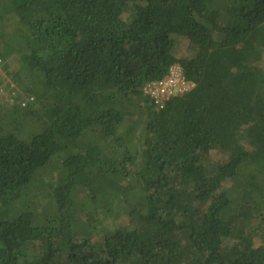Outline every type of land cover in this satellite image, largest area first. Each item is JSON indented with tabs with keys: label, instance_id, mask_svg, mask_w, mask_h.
I'll list each match as a JSON object with an SVG mask.
<instances>
[{
	"label": "trees",
	"instance_id": "16d2710c",
	"mask_svg": "<svg viewBox=\"0 0 264 264\" xmlns=\"http://www.w3.org/2000/svg\"><path fill=\"white\" fill-rule=\"evenodd\" d=\"M0 58V264H264V0H0Z\"/></svg>",
	"mask_w": 264,
	"mask_h": 264
},
{
	"label": "rangeland",
	"instance_id": "374dc122",
	"mask_svg": "<svg viewBox=\"0 0 264 264\" xmlns=\"http://www.w3.org/2000/svg\"><path fill=\"white\" fill-rule=\"evenodd\" d=\"M190 35H191L190 32H187L184 30L182 33H180L176 36L175 53L177 54V56L180 57L182 55H186V52L189 50V47H190V42L188 39V37H190ZM9 66H10V69L12 71H14L15 69H18L19 63H18V60L16 57L14 59H10V65ZM0 78L6 79L8 82H9V80L11 81L9 71L7 73V70H5L4 67H1V65H0ZM7 81H5L3 84L8 83ZM15 86L16 85L13 84V87H15ZM213 156H218V154L215 152L213 154ZM56 158L60 159V157H56ZM42 169L43 168H41V170ZM59 172H60V168H59L58 164L53 161V163L50 165V167H47V170L40 172L41 174H40L39 178L32 183V187L30 188L31 191L25 190L24 192H26L27 195H26V197H23L20 200L28 199L30 193H31L32 197L35 199L36 198L39 199L40 196L48 195V193L51 192V190L54 188V186L58 182ZM20 200H18V201H20ZM21 203H22L23 207L26 206V202H21ZM16 207L18 208L19 204H17V205L15 204L12 208H16ZM19 209H21V208L19 207ZM262 228H264V226ZM256 244L258 246L261 244L260 239H257Z\"/></svg>",
	"mask_w": 264,
	"mask_h": 264
},
{
	"label": "built area",
	"instance_id": "2783aa9c",
	"mask_svg": "<svg viewBox=\"0 0 264 264\" xmlns=\"http://www.w3.org/2000/svg\"><path fill=\"white\" fill-rule=\"evenodd\" d=\"M2 59L0 58V62ZM195 84L187 80L183 66L176 62L168 70L163 78L150 80L144 85L146 93H150L159 106L175 95H183L191 91ZM12 93L0 86V104L9 100Z\"/></svg>",
	"mask_w": 264,
	"mask_h": 264
},
{
	"label": "clouds",
	"instance_id": "9594fccd",
	"mask_svg": "<svg viewBox=\"0 0 264 264\" xmlns=\"http://www.w3.org/2000/svg\"><path fill=\"white\" fill-rule=\"evenodd\" d=\"M176 63V62H175ZM179 63V62H178ZM184 68V67H183ZM185 70V69H184Z\"/></svg>",
	"mask_w": 264,
	"mask_h": 264
}]
</instances>
